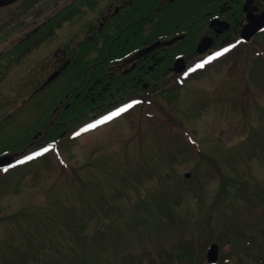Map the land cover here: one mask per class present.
<instances>
[{
	"label": "rangeland",
	"instance_id": "1",
	"mask_svg": "<svg viewBox=\"0 0 264 264\" xmlns=\"http://www.w3.org/2000/svg\"><path fill=\"white\" fill-rule=\"evenodd\" d=\"M49 4L17 0L0 8V143L36 128L45 107L54 103L55 91L62 95L63 75L43 89L40 85L50 72L51 48L78 33L79 23H63L55 41L45 40L29 54L2 53L9 45L4 39L17 41L33 26L34 10ZM48 10L51 6L37 23ZM228 55L207 58L201 73L196 68L184 73L190 76L179 91V124L172 129L155 126L153 133L147 128L152 124L144 114H156L151 104H131L128 113L117 114L121 106L85 124L72 140L65 138V168L51 157L48 163L35 159L0 173V264H146V252L158 260L164 252L166 261L167 252L179 256L186 249L197 258L192 264H209L199 260V252L208 242L217 243L211 238L222 233L224 243H217L222 264H255L250 259L258 264L264 259V235L253 241L257 230H264L259 209L264 205L256 204L257 197L264 198V79L259 71L248 70L243 80L227 65ZM15 56L20 62L8 61ZM194 73L200 75L192 78ZM247 86L253 96L242 103ZM40 130L33 137L42 144ZM222 174L236 176L246 191L229 181L226 204L217 212L212 207ZM166 197L172 219L160 215L156 206ZM19 211L34 215L13 220Z\"/></svg>",
	"mask_w": 264,
	"mask_h": 264
},
{
	"label": "flooded vegetation",
	"instance_id": "2",
	"mask_svg": "<svg viewBox=\"0 0 264 264\" xmlns=\"http://www.w3.org/2000/svg\"><path fill=\"white\" fill-rule=\"evenodd\" d=\"M48 1L50 4L47 7L51 6V10L47 11L49 15L42 20L43 22L37 23V18L39 14L45 12L47 7L34 10L31 21L33 26L24 33L20 29L22 37L17 41L11 42L7 41V38L4 39V44L9 45L2 50V53L7 54L11 50H16L18 53L24 41L49 21L53 27L63 25L65 22L72 25L75 22L79 23L80 37L78 39L76 37L79 32H73L64 42L51 48V57H48L50 69L48 78L54 74H58L54 79L63 75L64 84L60 88L62 90L64 88V92L70 90L66 69L71 67L72 61L79 57L81 60L80 86L82 87L79 89L84 92L86 99L87 96L91 99L100 98L101 92L107 90L110 83L117 88L121 72L127 74L137 68L135 74L137 81L145 87L143 85L147 82L145 76L154 68H157L160 75L173 76L177 74L173 66L178 58H183L187 65L190 61L195 62L210 56L216 49H222L225 45L233 47L256 43L264 36V27L259 28L248 39L244 34L248 24L264 19V0ZM36 12L38 14H35ZM56 32V29L53 30L51 42L55 41ZM176 36L180 38L171 45L162 44ZM203 38H209L212 46L205 52L199 53L197 46ZM155 41L161 43L157 48L163 49V52L152 50L139 55L142 48ZM136 44L142 47L136 49ZM168 46L171 47L168 48ZM168 50H178L179 55L168 57L165 55ZM171 59V63L167 62ZM130 67H133L132 70L125 72ZM135 76L131 78L134 79ZM62 96L67 98L69 95L63 93L56 96L55 91L53 102L58 103L55 104L54 111L60 106L69 104V102L64 103L67 100H63ZM257 198L259 199L256 204L264 205V198ZM259 209L264 219V207L260 206ZM263 225L261 227L264 229ZM258 234L263 237L264 230L258 229L257 235H253V241ZM262 241L264 245V238ZM249 261L257 264L253 259ZM258 264H264L262 257L258 259Z\"/></svg>",
	"mask_w": 264,
	"mask_h": 264
},
{
	"label": "trees",
	"instance_id": "3",
	"mask_svg": "<svg viewBox=\"0 0 264 264\" xmlns=\"http://www.w3.org/2000/svg\"><path fill=\"white\" fill-rule=\"evenodd\" d=\"M74 13V12H72ZM60 26V25H58ZM57 26V27H58ZM56 27V28H57ZM55 26L53 27V24L49 21L48 23L41 26V28L38 29L37 32L33 33L29 38H27L24 43L22 44L23 47H21L22 50V56L30 53L38 47L40 44H42L50 35V33H53ZM264 36L259 43L253 45L245 44L240 47H236L231 49V51H228L227 56V62L229 68L233 69L236 68V72L240 75V77L245 79V73H247L248 70L250 72L255 71L260 73V75L264 79ZM257 46V47H256ZM136 49L142 47L140 44H136ZM171 46H168L170 48ZM261 49V51H259ZM21 50L18 51L19 55H21ZM161 51L163 52V49L156 48L153 50L155 51ZM16 53V54H18ZM166 53V52H165ZM164 53V54H165ZM168 57L170 55H179L178 50L169 51L165 54ZM227 55V52H226ZM12 59V62H20V58ZM172 62V59L167 61ZM80 64L81 60L79 57L76 58V60L72 61L71 67L66 69V72L68 74L69 80V88L71 90H66V93L68 92V97L64 100H69L68 107L60 106L56 111H53L54 104L50 106L45 107V114L40 118V120L37 121V127L36 128H28L25 130L22 134V136H15L10 137L8 140H5V142L0 143V156L3 154H9L12 156L13 159L23 157L26 155H29L31 153L37 152V154L32 157L31 159L26 160L24 163L27 164L35 159H40L43 163H48L49 159L53 157V159H56V162L62 166V168L66 167V164L64 162V159L62 157V151H67V144L66 139L72 140L75 138L74 136H70V134L75 133L77 130L82 128L85 124L90 123L95 118L101 117L109 112H111L114 108L118 106H122L125 104L132 103L133 106L139 105L141 107L149 106L150 104L154 106L156 111V114L152 115L151 112H147L144 114L145 118L147 120H150L149 123L152 124V126L147 127L152 129L153 133L154 127H161L162 129L166 128L167 130H170L173 128L174 125L179 124V119L175 118L176 113L179 111L177 106V101L179 98V91L182 88L183 82L185 79H188V77H183L180 74H174L173 76H163L159 74V71H157V68H154L151 71L147 72V76H145V79L148 82V86L145 88L137 81V76H135L137 68L133 71L124 74H119V83L118 87L115 88L113 83H110V87L107 90H103L101 92V97L97 98L94 97L91 99L89 96H87V99L84 97V92L81 91L79 88H82L81 85V71H80ZM192 63H189L188 67H191ZM206 67V66H205ZM198 70V73H201L202 70L205 68ZM257 67V68H256ZM191 74L192 78H197L200 74ZM135 78H131L134 77ZM248 85V84H247ZM46 87V86H45ZM44 87V88H45ZM77 87V88H76ZM66 88V87H65ZM43 89V88H42ZM62 95H63V91ZM253 91L247 86V88L244 91V95L241 96L240 102L244 103V100H248L249 95L253 96ZM118 99V100H116ZM160 99L163 100V102L160 101ZM117 102L114 106H108L110 102L115 101ZM87 102V103H85ZM135 102V103H134ZM57 103V102H56ZM55 103V104H56ZM147 109V108H146ZM131 110L128 109L124 113H128ZM55 119L54 121L52 120ZM139 122H135L134 125H138ZM148 126V125H147ZM41 129V142L42 144H39V139L36 142L34 140V135L36 134L37 130ZM138 130V127H137ZM68 137L66 134H68ZM66 136V137H65ZM47 149V151H45ZM22 163V164H24ZM212 164L217 167V161L212 159ZM19 166H22L21 164L14 165V166H6L0 168V173H10L12 169L18 168ZM7 168L8 170L5 171L4 169ZM218 169V167L216 168ZM72 172H75V169L71 170ZM221 173V172H219ZM229 181H234L237 189L239 190H245L246 186L243 184L239 185V179L235 177H227L222 174L221 178V185L219 188V195L218 199L213 202L215 203L212 208L215 207V209L222 207V205L226 204L225 197L223 195L227 196V190L228 185L227 183ZM82 182V181H81ZM237 182V183H236ZM244 183V182H243ZM246 191V190H245ZM157 204V202L155 203ZM158 209L160 210V215L165 214V216L168 217V219H172L174 217V214L172 213V203L167 200V197L163 199L162 202L158 203L156 205ZM221 209V208H220ZM219 213H221V210H219ZM34 213H27V212H20L16 213L15 215H12L15 218H12L13 220H17L20 217H23L25 220L32 217ZM176 217V216H175ZM209 217V216H208ZM6 218V217H5ZM10 219L11 215H9L6 219ZM142 221L141 217H139ZM77 234V233H76ZM106 237V234H102ZM77 238L80 235H76ZM99 237V236H98ZM212 241H216L220 246L224 243V233L218 234L217 236H214L211 238ZM209 243V242H208ZM207 243V245H208ZM207 245H204L203 252H199V260L205 259V247ZM187 247H191L188 245ZM190 249H186V252L184 255L179 256H173L172 254L166 253L167 260H162V256L164 255V252L159 255L158 258L151 257L147 252L145 254L146 256V264H192L195 260L192 258L190 254ZM143 260V258L141 257ZM177 260V261H176ZM141 262V260H140ZM175 262V263H174ZM224 263V260L220 256L219 263ZM122 264H128L126 261ZM140 264V263H137Z\"/></svg>",
	"mask_w": 264,
	"mask_h": 264
},
{
	"label": "water",
	"instance_id": "4",
	"mask_svg": "<svg viewBox=\"0 0 264 264\" xmlns=\"http://www.w3.org/2000/svg\"><path fill=\"white\" fill-rule=\"evenodd\" d=\"M17 0H0V7H3L5 5L11 4L13 2H15ZM264 26V19L258 20L256 22H253L251 24H248L245 29H244V34H245V38H249V36L253 35L254 32H256L259 28ZM180 36L175 37L167 42H165L164 44H171L174 40L178 39ZM160 44V42H154L153 44L143 48L139 54H144L146 52L151 51L152 49H154L156 46H158ZM211 42L209 41V38H203L198 46H197V51L198 52H204L205 50H207L210 46H211ZM185 68V63L184 60L182 58L177 59L175 64H174V70L176 72H181L183 71V69ZM130 69H128L127 71H129ZM57 74H54L53 76H51L48 81H50L51 79H53ZM47 81V82H48ZM11 163V157L9 155H3L0 156V166L2 165H6ZM186 177L189 176V173L185 174ZM207 260L209 263L214 264L217 261L218 258V245L216 243H212L209 246V249L207 251L206 254Z\"/></svg>",
	"mask_w": 264,
	"mask_h": 264
},
{
	"label": "snow or ice",
	"instance_id": "5",
	"mask_svg": "<svg viewBox=\"0 0 264 264\" xmlns=\"http://www.w3.org/2000/svg\"><path fill=\"white\" fill-rule=\"evenodd\" d=\"M227 51H228L227 48L223 49V52H227ZM221 54H222L221 52H217L214 56L209 57L208 59H209V60L214 59L216 56H219V55H221ZM207 62H208V61H201L199 64H197V67H203L204 64L207 63ZM186 75H187V73H186ZM134 103H135V102H134ZM130 107H132L131 104L124 106L123 109H119V110H117V114H119V112L124 111V110H126L127 108H130ZM109 118H110V117H109ZM101 122H103V121H101ZM89 127H95V125H89ZM45 151H47V149H45ZM33 155H36V154L34 153ZM31 158H32V157L29 156V157H26L25 159H31ZM4 170L7 171L8 169L5 168Z\"/></svg>",
	"mask_w": 264,
	"mask_h": 264
}]
</instances>
